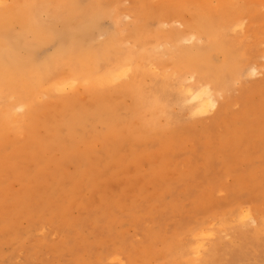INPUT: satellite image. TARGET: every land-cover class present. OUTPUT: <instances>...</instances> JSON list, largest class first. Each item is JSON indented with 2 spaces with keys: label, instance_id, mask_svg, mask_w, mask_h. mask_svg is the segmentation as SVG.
I'll return each mask as SVG.
<instances>
[{
  "label": "bare ground",
  "instance_id": "1",
  "mask_svg": "<svg viewBox=\"0 0 264 264\" xmlns=\"http://www.w3.org/2000/svg\"><path fill=\"white\" fill-rule=\"evenodd\" d=\"M124 2L0 0V142L10 129L26 128L30 139L4 148L0 144V163L22 150L32 157L57 146L70 157L77 144L89 155L96 140L118 133L124 146L112 142L102 147L101 154L111 156L101 163L108 173L118 153L136 151V136H150L152 130L165 133L177 119L176 107L190 117L224 113L231 106L228 91L264 75V47L259 48L264 42L259 40L264 35V0ZM104 20L112 23V30L104 28ZM99 35L105 38L97 41ZM250 37L255 40L247 41ZM159 76L165 79L162 83L155 81ZM233 132L231 144L240 146V134ZM35 162L44 168L47 160ZM81 171L83 182L95 181L88 169ZM120 195V206L127 207L130 193L122 189ZM237 211L240 225L253 224L248 229L255 234L264 231L260 216ZM222 221L227 223V216ZM192 233L199 245L191 251L200 258L208 234L204 228ZM116 253L101 262L113 257L106 264H123ZM213 263L210 257L207 264Z\"/></svg>",
  "mask_w": 264,
  "mask_h": 264
},
{
  "label": "rangeland",
  "instance_id": "2",
  "mask_svg": "<svg viewBox=\"0 0 264 264\" xmlns=\"http://www.w3.org/2000/svg\"><path fill=\"white\" fill-rule=\"evenodd\" d=\"M103 25L112 30L110 21ZM226 94L231 106L224 113L190 117L176 107L165 133L136 136V151L118 153L108 173L101 163L111 156L101 154L102 147L124 146L118 133L96 140L89 155L81 144L70 157L60 146L32 157L24 150L9 155L0 163V264H106L113 257L101 258L115 250L123 264H207L210 257L213 264H264V231L255 234L248 229L253 224L244 227L235 215L241 209L264 220V75ZM233 131L240 146L231 144ZM28 135L26 128L10 129L0 144ZM40 157L44 168L35 162ZM82 167L94 182H83ZM57 186L54 194H38ZM122 189L131 196L127 207L120 206ZM199 228L208 234L200 258L191 251L199 245L192 231Z\"/></svg>",
  "mask_w": 264,
  "mask_h": 264
}]
</instances>
